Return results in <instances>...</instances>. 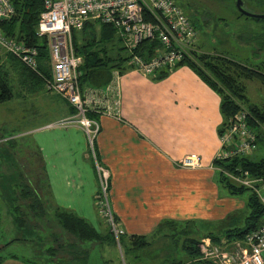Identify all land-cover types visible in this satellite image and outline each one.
Segmentation results:
<instances>
[{
    "label": "crops",
    "instance_id": "crops-1",
    "mask_svg": "<svg viewBox=\"0 0 264 264\" xmlns=\"http://www.w3.org/2000/svg\"><path fill=\"white\" fill-rule=\"evenodd\" d=\"M123 68L126 71L117 70L121 75L119 89L112 86L113 90L104 94L111 86L112 74L109 81L93 78L94 87L82 89L86 98L99 103L108 99L110 105H114L120 90L122 119L130 124L105 116L101 107L95 111L94 104H89L87 116L101 124L96 152L111 173L113 210L129 235L127 242L131 236L154 240L148 248L159 246L161 254L157 257L164 258L161 264H165L171 258V244L167 243L165 254L163 243L160 246L164 238L158 235L154 239L160 221L186 223L195 216L197 219L192 220L197 222L214 221V217L224 219L245 210L247 204L239 205L238 197L227 193L211 165L220 151V96L187 65L174 68L165 79H158V74L145 78L132 72L128 64ZM90 89H97L99 94H91ZM15 99L25 100L28 107L32 99L39 103L37 126H32L30 136L36 148L32 154L43 156L40 170L48 203L55 202L54 208L72 212L104 232L97 206L99 179L86 134L79 126H56L74 116L72 106L65 97L45 87L33 92L22 88L10 101ZM194 153L203 157V168L177 167V162ZM135 254L128 253L129 258L134 255L136 259L130 264H140ZM55 261L79 264L69 253ZM3 264L25 262L10 258Z\"/></svg>",
    "mask_w": 264,
    "mask_h": 264
},
{
    "label": "trees",
    "instance_id": "trees-1",
    "mask_svg": "<svg viewBox=\"0 0 264 264\" xmlns=\"http://www.w3.org/2000/svg\"><path fill=\"white\" fill-rule=\"evenodd\" d=\"M247 1L255 0H244L245 3ZM14 5L16 8L15 17L10 21L1 23L0 27L9 38L16 40L17 42L35 46L40 50V73L30 70L13 57H3L0 62V104L5 103L16 96L17 93L15 92V89L17 85L20 84L27 92H33L39 88V86L45 87L44 79L50 75L47 42L46 40H40L36 37L40 14L43 11V0H14ZM239 14L240 17L248 18L240 11ZM145 20L149 21L150 18L146 16ZM81 32L83 33V36L80 38L76 35V32L74 33L76 54L83 58V63L80 66L81 87H83L82 80H86L87 82L90 81L92 83L93 78L100 77L105 80L107 78L109 81L114 70L117 69L121 72L126 71V68H123V62L130 60L133 54L140 55L145 59H152L162 47L160 40L156 38L145 40L132 51V55L122 58L120 51L126 50L127 48L121 45V39L117 36V33L112 26L100 22H92ZM262 35L263 37L259 50H264V32ZM79 41L81 42L80 45ZM109 49L117 50L118 58L110 57L108 54ZM111 61L116 62L114 65H108V62ZM182 65L189 66L201 78V80H203V82L220 96V110L223 117V123L221 125L227 124L228 120L240 111L246 110L248 112L250 126L258 131V149L259 141L264 139V109L251 101L248 96V89L243 81H257L264 85V63L257 66L246 65L226 56L200 53L196 48V50L192 51L189 55H185V59L176 67ZM173 69H166L158 72V79H165ZM73 110L74 115H76V110L74 108ZM221 125L219 127V134H222L223 132V127L221 128ZM256 151L250 156H234L228 159L218 158L216 155L211 162V165L217 174L218 181L230 196L238 197L247 191L252 192L247 202L249 214L245 219V226L243 228L236 226L239 223L238 220H234L237 214L228 216L227 220L222 222V225L228 223L229 228L219 234L213 232L202 234L203 232L198 226L199 222L196 221H188L186 223L166 221L164 222L165 225L170 228H167L168 231H173V235H165V237L170 238L171 250L172 247L178 249L180 252L184 253L186 259H169L165 264H216L212 261L205 262L200 259L199 244H201L203 240L209 239L213 243L218 244L223 238L228 240L244 239L248 233L257 229L264 223H261V219L264 217V207L256 193L250 188L238 185L235 180L231 179V176L233 175L241 176L242 174H247L250 178L264 179V158L260 161H255L252 157ZM95 154L98 163L105 167L97 155L96 145ZM202 162L204 167L203 157ZM27 178L28 176L21 178L23 180L25 179V182L21 185H12L15 187H21L19 191L14 192V222L17 228L26 230H28L27 228L29 226H32L29 221L31 218H34V215L35 219L40 221L41 219L47 218L50 214V210L47 208L50 205H48L49 203L44 194V180L42 179L43 181L40 182L39 191H41V193H39L37 190H34L29 186L26 182ZM110 188L111 174L108 183L109 191ZM100 190L101 188L99 185L98 194H100ZM50 208L52 209L53 207ZM52 212V222H56L64 234L60 236L50 234L54 245L45 250L46 259L44 262L46 264L56 262L55 260H57L60 255L68 253L72 256V261L79 264H87L90 259L89 249L84 248V245L87 243L101 245L112 243L117 248L114 233L111 231V228L107 223L104 232L101 233L88 221L72 212L63 211L57 207H55ZM115 217L119 222V218L116 214ZM1 222L2 214L0 210V228L2 224ZM21 241L28 240L25 238L12 239L10 242L0 247V252L6 249L9 245ZM120 241L122 246L125 247L127 253L142 251L145 248L150 247L153 243L144 236H131L128 242L126 237L123 236ZM10 258L20 259L15 255H9L6 257L0 256V264H3L6 259ZM24 262L26 263V261ZM44 262L38 263V261L33 262L29 260L28 263L43 264Z\"/></svg>",
    "mask_w": 264,
    "mask_h": 264
},
{
    "label": "built area",
    "instance_id": "built-area-1",
    "mask_svg": "<svg viewBox=\"0 0 264 264\" xmlns=\"http://www.w3.org/2000/svg\"><path fill=\"white\" fill-rule=\"evenodd\" d=\"M15 15L14 0H0V24L10 21ZM146 16L150 18L149 21L145 20ZM92 22L112 26L124 46L131 51L145 40H160L162 47L152 59L133 54L129 60L131 71L145 78L162 70L173 69L185 59V55L195 51L197 32L175 0H43L36 37L46 40L48 46L50 75L44 79L45 88L65 97L77 112L73 117L57 122L56 126H79L85 132L101 188L97 195V206L114 233L117 249L122 254L120 239L126 236V232L117 221L109 200V171L98 163L95 154V142L101 133V124L87 116L89 104H94L95 111L101 110V107L102 114L123 123L120 90L114 105H110L108 99L99 103L97 99L86 98L80 84L79 69L83 58L76 54L74 44V33L82 31ZM3 57H13L30 70L40 73V50L9 38L0 27V62ZM120 77L118 71L114 73L116 79L113 78L104 94L111 92L112 86L119 89ZM89 92L99 94L97 89H90ZM257 140L258 131L250 126L248 112L240 111L223 125V132L219 134L220 151L217 157L228 159L250 156L257 150ZM179 168H203L202 157L197 162L184 157L179 162ZM231 179L256 193L264 207V179H252L247 174L233 175ZM199 250L200 259L205 262L264 264V223L244 239L224 245L205 239L199 244Z\"/></svg>",
    "mask_w": 264,
    "mask_h": 264
},
{
    "label": "rangeland",
    "instance_id": "rangeland-1",
    "mask_svg": "<svg viewBox=\"0 0 264 264\" xmlns=\"http://www.w3.org/2000/svg\"><path fill=\"white\" fill-rule=\"evenodd\" d=\"M175 2L182 8L196 29L197 37L194 46L197 48L198 52L226 56L246 65L257 66L264 63V50H259L263 37L262 33L264 32V21L263 19L240 17L236 0H175ZM244 8L251 14L264 15V0L247 1ZM76 35L80 38L83 36V33L81 31H76ZM80 43L81 42L79 41V45ZM121 45L124 46L122 41ZM108 54L112 58H118L117 50L109 49ZM120 54L122 58H124L128 57V55H132V51L127 48L126 50H121ZM115 62L116 61L108 62V65H114ZM127 64L130 67L129 60L123 62L125 67H127ZM116 72L117 69L112 73V80L114 78V73ZM115 79L116 78H114V80ZM82 82L84 88L87 86L94 87V84L90 81L87 82L86 80H82ZM243 83L248 89V96L251 101L264 109V85L257 81L244 80ZM19 85L16 86V93L22 91V86ZM40 89H44V87L39 86V90ZM24 101L25 100L23 99H15L0 104V210L2 214L0 247L15 238H25L28 241H21L18 242L19 244L14 243L9 245L6 249L0 252V256L6 257L9 255H15L19 257L20 260H24L29 264V260L33 262L38 261V263L44 262L46 259L45 250L54 245L50 234L60 236L63 235L64 232L60 230L56 222H52V211L54 209L53 206L56 205L55 202L48 204L50 205L47 207L50 210V214L47 218L37 221L34 215V218L30 219L29 222L32 226H29L27 228L28 230L17 228L14 222V192L19 191L21 187H15L12 185L23 184L25 179L23 180L21 178L28 176L26 182L29 186L41 193V191H39V186L40 182L43 181L42 177L44 179L43 173H41L40 170L43 156L32 154L35 152L34 150L36 148L33 145V138L30 136L34 132L32 126H37V123H35V117L40 110L39 106H37L39 103H37L35 99H32V104L28 107L27 104L23 103ZM27 109L31 110L28 111ZM125 121L126 123L121 122V124H130L129 121ZM222 127L223 125H221V128ZM98 138L95 142L96 146ZM87 143L89 145L88 138ZM28 151H31V153H28ZM185 158H190L193 162H197V159L201 158V154H189L185 156ZM252 158L255 161H260L264 158V139L259 141L258 149ZM177 167H179V162ZM108 174H111L110 171ZM251 193V191H247L238 196L239 205L245 206ZM108 195L113 207L112 188H110ZM50 207L53 208L51 209ZM248 214L249 210L247 208L237 213L234 220H238L239 223L236 226L243 228ZM99 215L106 225L100 212ZM196 217L197 216L192 217L189 220L197 219ZM224 220H227V218L223 219L214 217V221H200L198 226L203 232L202 234H207V232L219 234L229 228L228 223L222 225ZM192 221L197 222V220ZM262 222H264V217L261 219V223ZM156 228L157 233H154V239L159 236L164 238L160 243V246L163 243L164 249L166 248L167 243L171 244L170 238L165 237V235H173V231H168L167 228H169V226L165 225V223H161V221ZM167 231L168 234H166ZM127 236L129 237V235H126L125 237L127 238ZM148 240L151 241L150 239ZM153 241L154 240H152V242ZM229 242L230 240L223 238L217 245H224ZM91 245H95V247L91 249ZM156 246L157 245L144 249L135 254L138 255L140 264H161V261H164V258L157 257L161 254V248ZM84 248L91 249L89 264H130L129 261L136 260L133 257L134 255L131 258L128 257V253L124 246H122L121 254L119 249L115 248V246L113 247L112 243H108V246L87 243L84 245ZM164 250H166V252ZM164 250L163 251L166 254L167 249ZM168 254L170 255L169 257H171L170 260H179L180 258H183V256L184 259H186L184 253L173 247L172 250L168 251ZM108 260L110 261L105 263ZM62 263L63 262H60L59 264ZM43 264L46 263L44 262ZM51 264H57V261Z\"/></svg>",
    "mask_w": 264,
    "mask_h": 264
},
{
    "label": "water",
    "instance_id": "water-1",
    "mask_svg": "<svg viewBox=\"0 0 264 264\" xmlns=\"http://www.w3.org/2000/svg\"><path fill=\"white\" fill-rule=\"evenodd\" d=\"M238 11L244 14L247 17L255 18V19H264V15H255L247 12L244 8L245 2L244 0H236Z\"/></svg>",
    "mask_w": 264,
    "mask_h": 264
},
{
    "label": "bare ground",
    "instance_id": "bare-ground-1",
    "mask_svg": "<svg viewBox=\"0 0 264 264\" xmlns=\"http://www.w3.org/2000/svg\"><path fill=\"white\" fill-rule=\"evenodd\" d=\"M80 70V69H79ZM81 73V72H80ZM80 78H81V76H80Z\"/></svg>",
    "mask_w": 264,
    "mask_h": 264
}]
</instances>
